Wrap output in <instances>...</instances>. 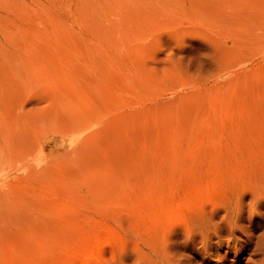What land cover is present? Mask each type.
<instances>
[{
  "label": "rangeland",
  "instance_id": "374dc122",
  "mask_svg": "<svg viewBox=\"0 0 264 264\" xmlns=\"http://www.w3.org/2000/svg\"><path fill=\"white\" fill-rule=\"evenodd\" d=\"M263 187L264 0H0V264H251Z\"/></svg>",
  "mask_w": 264,
  "mask_h": 264
},
{
  "label": "bare ground",
  "instance_id": "6f19581e",
  "mask_svg": "<svg viewBox=\"0 0 264 264\" xmlns=\"http://www.w3.org/2000/svg\"><path fill=\"white\" fill-rule=\"evenodd\" d=\"M256 193V195L254 196V198L257 200L259 197H264V187L263 188H261V189H259L257 192H255ZM183 199H185V197H183ZM186 199H188L187 197H186ZM185 199V200H186ZM184 202V201H183ZM239 202L238 201H236L232 206H229L227 209H226V212H225V214H224V219H227V218H229L230 217V215H231V213L232 212H235V213H237L238 211H239V209H238V206L237 205H239L238 204ZM260 220H261V218H260ZM255 221V220H254ZM90 238V237H89ZM88 238V239H89ZM94 238V237H93ZM95 239V238H94ZM91 240V239H90ZM88 241V240H87ZM92 241V240H91ZM95 241V240H94ZM82 242V241H81ZM80 242V243H81ZM86 242V240L83 242V244ZM96 242H97V240H96ZM79 244V243H78ZM77 244V245H78ZM85 245H87V243H85ZM85 245H81V246H84V248L86 247ZM80 246V248L79 249H81L82 247ZM89 246V245H88ZM244 246L246 247V248H248L249 246H251V240L250 239H247L246 241L244 240ZM94 247V246H93ZM88 249L90 248V247H87ZM75 250H76V248H75ZM90 250V249H89ZM76 251H78V250H76ZM78 252H80V250L78 251ZM81 253H83V252H81ZM254 255L255 256H257V258L254 260V262L253 263H251V264H264V244H262V245H258L255 249H254Z\"/></svg>",
  "mask_w": 264,
  "mask_h": 264
}]
</instances>
